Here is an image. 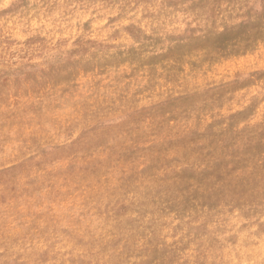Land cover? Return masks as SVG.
Listing matches in <instances>:
<instances>
[{"label": "rangeland", "instance_id": "rangeland-1", "mask_svg": "<svg viewBox=\"0 0 264 264\" xmlns=\"http://www.w3.org/2000/svg\"><path fill=\"white\" fill-rule=\"evenodd\" d=\"M0 264H264V0H0Z\"/></svg>", "mask_w": 264, "mask_h": 264}]
</instances>
